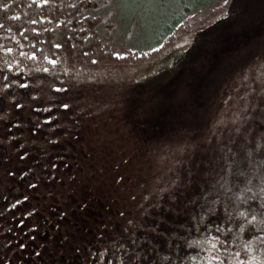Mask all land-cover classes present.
Wrapping results in <instances>:
<instances>
[{"label": "rangeland", "instance_id": "374dc122", "mask_svg": "<svg viewBox=\"0 0 264 264\" xmlns=\"http://www.w3.org/2000/svg\"><path fill=\"white\" fill-rule=\"evenodd\" d=\"M77 2L79 7L74 9L70 6L72 0H64L63 6L50 4L46 7L36 4L26 7V0L13 1L9 5L10 11H7L9 22L6 33H0L1 53L24 59L28 63L26 66L30 74L33 73L31 68L36 76L43 74V69L48 70L44 73L45 93L48 92L47 84L52 76L57 78L58 83L71 85L67 95L60 97L71 106L69 110H58L60 126L50 130L45 125L56 122H46L43 127L31 131V121L34 119L27 112L20 114V127L14 128L12 133L18 144L29 141L23 149L29 151L27 157L15 158L14 153L23 150L13 149V142H7L5 149L8 154L13 155V162L4 160L0 163V170L5 174L11 170L13 173L22 172L24 165H13L23 161L28 164L34 162V168L29 172L30 175L21 177L22 180L11 177V180L16 179L20 184L19 187H13L12 192L18 198L26 192L30 199L23 201L21 206L17 205L15 209L11 205L6 208L0 202V264H5V261H10L11 264L76 263V254L71 246L58 249V255L51 259L46 257L44 247L41 255L35 254V249L38 250L44 241L42 232L33 229V224L28 223L30 216L23 215L17 221L12 220L13 217L18 216L17 212L30 210L34 205L48 215L49 208L54 206L53 201H61L62 205L65 194L70 192L71 187L75 191L72 198L77 200L78 197L79 202L89 204L91 208L88 209V215H96L102 204L93 197V192L103 184L109 185L115 173L116 177L120 176L115 181L120 185L127 208L135 206L139 209L141 199L136 197L135 186L120 180L128 173V164L135 163L138 166L143 163L142 158L137 159L139 154H135V148H154L147 157L155 165L168 159L167 149L163 151L157 147L162 144L160 138L165 142L177 141L181 145L183 140L179 139V134H174L171 127L183 125V117L187 116V111L192 106L202 105L197 111V118L199 122L203 119L204 123L208 121L209 128L205 129L204 141L211 142L222 135V130L230 132L233 128V104H230V108L224 99L215 108L208 102L215 92L210 82L213 79H223L226 73L233 75V64H226L224 69L222 63L215 65L207 62V57H204L208 32L213 28L216 31L213 34L219 36L218 26L233 18L229 11L231 0L228 4H224V0H216L198 9L170 35L165 36L159 48L155 47L159 35L151 31L152 26L149 28L154 16L160 11L156 8L157 0L150 3L129 0L125 8L116 5L109 7L105 0H99V3L97 0ZM1 12L0 7V30L3 28ZM17 12L20 13L19 18L15 16ZM80 15L84 19H80ZM41 16L48 18L40 20ZM57 19L64 21L63 25L56 24ZM32 21L38 23L32 24ZM33 28H40L41 32H34ZM53 28L57 31L51 34L48 30ZM241 32L243 33L237 36L232 33L228 38L241 40L244 31ZM62 41V48L57 49L55 44ZM5 47H10L13 51L5 52ZM149 47L152 51H149ZM133 48L136 49V54H131ZM217 48L224 53L221 59L229 54L232 63V44L229 41L220 42L217 43ZM33 51L37 52L35 58L30 55ZM118 51L125 52V56L112 55ZM216 54L212 61H218L215 58L219 54ZM197 56H201V59L197 60ZM46 57L55 59L57 63L52 65ZM175 77L177 79L172 85ZM222 94L224 97L233 94V82L226 84ZM49 97L52 96L45 95V103L50 100ZM72 116H75L74 119L78 118L81 124L79 134L83 137L80 139L76 135L72 139L74 134L66 127V120ZM212 116L213 124L210 121ZM50 131H55L61 137L60 141L52 142ZM65 132L67 135H62ZM142 144L145 145L141 147ZM180 145L176 146V156L181 153ZM45 146L46 153L42 152ZM97 147L96 157L97 161L102 160L101 166L89 153L90 149ZM125 156L129 159L131 156L136 158L123 161ZM170 157L173 155L170 154ZM112 159L115 160L112 162ZM94 160V166L88 165ZM54 162L57 164L55 169H42L45 164L51 165ZM88 169L94 173L90 179L84 176ZM49 172L55 173L51 179ZM32 173L42 181L35 191L29 188ZM88 182L93 184L89 187L91 195L85 201L81 199V192L88 189ZM21 189L24 192H20ZM20 220L24 223L20 224ZM96 226L97 223L93 224V227ZM20 244H26L27 248L21 249ZM212 250L213 255L221 257L220 248ZM81 253L84 254L83 250ZM233 264L259 263L251 256H239L234 259Z\"/></svg>", "mask_w": 264, "mask_h": 264}, {"label": "trees", "instance_id": "16d2710c", "mask_svg": "<svg viewBox=\"0 0 264 264\" xmlns=\"http://www.w3.org/2000/svg\"><path fill=\"white\" fill-rule=\"evenodd\" d=\"M213 1L216 0H157L156 8L160 11L149 24L151 31L159 35L156 42L161 45L165 36ZM229 11L233 18L218 26L219 36L213 34L216 32L213 28L208 32L204 57L209 63H222L224 69L226 64H233V75L226 73L219 81L212 77L210 84L215 92L208 101L211 107L224 99L230 108L233 104L232 130H222V135L211 142L204 141L208 121L199 122L197 118L202 105L192 106L183 117V125L171 127L183 143L165 142L160 138L162 144L157 147L167 149L168 159L155 165L147 157L154 148H135V154H139L137 159L142 158L143 163L128 164V173L120 180L135 186L136 197L141 199L139 209L127 208L120 185L115 181L120 177H116V173L109 185L103 184L93 192V197L102 204L96 215H88L89 204L79 202L78 197L77 200L72 198L75 191L71 187L62 205L61 201H53L48 215L38 207L30 216L28 223L36 224V229L44 236L35 254L41 255L44 247L46 257L51 259L58 255V249L71 246L76 254L74 264H105L106 256L108 264H233L239 256H251L264 264V128L260 127L264 115L257 111L264 113V0H231ZM241 31H244L241 40L228 38L232 33L242 34ZM224 41L232 44V63L229 54L221 59L224 53L217 48V43ZM215 51L219 54L215 58L218 61H212L217 55ZM196 59L200 60L201 56ZM176 79L172 80V85ZM232 82L233 94L224 97L226 84ZM74 117L66 120V127L73 132L72 139L75 135L80 139L83 137L79 134L81 124ZM213 118L210 119L212 124ZM179 145L181 153L176 156L174 152ZM0 151L7 149L0 148ZM97 151L98 147L89 151L96 161ZM134 158L136 156L130 159L125 156L123 161ZM95 160L88 165L94 166ZM97 162L101 166L102 160ZM32 163L23 161L13 165H24L23 175L12 170L5 174L0 170L1 205L6 208L11 205L14 209L21 206L23 201L17 204L20 198L12 192L13 187L20 186L19 181L11 177L22 180L24 175H30L34 168ZM92 174L88 169L84 176L90 179ZM90 184L93 183L88 182V189L81 192V199L85 201L91 195ZM199 205H205L203 221L193 219L201 212ZM208 206L215 217L211 223L206 214ZM22 212H17L18 216L12 220L21 218ZM95 223L97 226L93 227ZM212 248H220L221 257L213 255Z\"/></svg>", "mask_w": 264, "mask_h": 264}, {"label": "snow or ice", "instance_id": "6c2138e0", "mask_svg": "<svg viewBox=\"0 0 264 264\" xmlns=\"http://www.w3.org/2000/svg\"><path fill=\"white\" fill-rule=\"evenodd\" d=\"M79 2H83V0H79ZM99 3V0H97ZM142 2H152V0H142ZM13 3V0H8L7 3H0V7L4 9H8L9 5ZM33 3L41 6V7H46L50 4L57 5V6H63L64 5V0H33ZM105 3L107 6L111 7L113 5L118 6L119 8H125L127 7L129 0H105ZM229 0H224V4H228ZM71 7L78 8L79 3L77 0H72V4L70 5ZM17 18H19L20 13L17 12L15 14ZM48 17L46 16H41L40 20H46ZM80 19H84L83 15H80ZM38 21H32V24H37ZM58 25H63L64 21H61L59 19L56 20L55 22ZM11 31V29H9ZM34 32L40 33L41 29L40 28H33ZM51 34H54L57 29L53 28L48 30ZM87 39V37H85ZM63 46V41L61 43H56L55 47L57 49L62 48ZM157 47L159 48L160 45L157 42ZM5 52L11 53L13 51L12 48L10 47H5L4 48ZM149 51H152V49L149 47ZM131 54H136V49L133 48V51ZM141 55L143 53H140ZM31 57L35 58L37 56V52L33 51L30 53ZM112 55H115L117 57H123L125 56V52L123 51H118V52H113ZM46 59L50 60V63L52 65H55L57 61L55 59H52L50 57H46ZM43 71L46 73L48 70L43 69ZM20 72L19 65L17 63L16 67L14 68L13 63H6L3 68H0V126H5L6 129H10L13 121H15L16 125L20 126L21 120L19 118L20 114L23 112L25 107H28L30 110H34L37 115H39L41 112L46 113L44 115L43 119L46 122H53L55 121L56 123H47L45 127H48L50 130L54 129L55 127L60 126L59 121H60V114H59V109H65L69 110L71 108L70 104L65 103L62 99H60L61 96H66L67 92L70 90L71 85L70 84H61L57 82V78L55 76L50 77V80L47 84L48 92L47 93H42V89L44 85H40L36 87L33 91H30L28 93H24V95H27L31 98L32 103L25 105L23 103V96L17 95L14 92V88H18L20 90L23 89H31L32 85L30 84V80H34L35 77H27L24 78L23 80L20 79L19 76H16L14 73ZM22 75V73H21ZM44 95H51L53 99L47 101V107H40V108H33L34 104H39L43 105L44 104ZM264 103V102H262ZM55 106V107H54ZM259 115H264V113H259ZM55 113V115L53 114ZM11 117V119H9ZM259 123V120H257ZM37 123L35 120L31 121V131H35L37 128ZM261 128H264V123L260 124ZM49 135L52 137V142H58L60 141L61 137L58 136L55 131H50ZM62 135H67V133H62ZM7 141H12V148L13 149H25V145L29 144V141H25L24 143H16V137H14L10 131H5L3 135H0V148H6V142ZM42 152L46 153L47 152V147L45 146L42 149ZM29 155V151L23 150V151H16L14 153L15 158L19 159L21 157H27ZM4 160L8 161V163L13 162V155L8 154L7 151L0 153V163H2ZM48 167H51L55 169L57 167V164L54 162L51 165L45 164L44 168L47 169ZM5 171H7V168L5 167ZM23 175V173H20ZM49 178H53L55 176L54 172H49L48 173ZM32 181L29 183V188L35 191L38 187V185L41 183L40 177H38L35 173H32ZM30 199L27 195H22L20 199L16 201L17 204H20L22 201H27ZM201 208V212L197 213L196 217H193V219L199 218L200 221H203L205 218V205H199ZM38 206H33L30 210H26L22 213L24 216H32L34 213L38 211ZM195 210V209H193ZM219 212L220 209H217ZM206 214L209 218V223H211V220L214 219L212 215V208L211 206L207 207ZM20 224H23L24 221L20 220ZM195 226V225H193ZM33 229L37 228L36 224L32 225ZM207 227V225H205ZM264 230V229H262ZM32 239H35V236H32ZM19 247L21 249L27 248L26 244H20ZM97 260H99V257L97 256ZM5 264H11L10 261H5ZM105 264H108L107 261V256L105 257Z\"/></svg>", "mask_w": 264, "mask_h": 264}, {"label": "flooded vegetation", "instance_id": "af4514ba", "mask_svg": "<svg viewBox=\"0 0 264 264\" xmlns=\"http://www.w3.org/2000/svg\"><path fill=\"white\" fill-rule=\"evenodd\" d=\"M13 1H16V0H13ZM27 1V4H26V7L27 6H30V5H35L33 3V0H26ZM8 0H0V3H7ZM2 8V7H1ZM7 11H10V8L8 9H4L2 8V12H1V15H2V22H1V25L3 26V28L0 30V33H6V27L8 25V15H7ZM7 16V17H6ZM24 59H17L11 55H5L3 53H1V50H0V68H3L4 65L6 63H13L14 64V68L16 67L17 63L19 65V68H20V72H16L14 73L15 75L19 76L21 80H23L26 76L27 77H35L34 80H30V84L32 85V88L31 89H23V90H20L18 88H14V92L17 94V95H20V96H23V103L25 105H28L30 103H32L31 101V98L27 95H24V93H28L30 91H33L36 87L40 86V85H44L43 89H42V93H45V78H46V74L44 75V71H43V74H40V75H34V70L33 68L32 71L33 73L30 74L28 71H27V66L28 63L27 62H24L23 61ZM22 73V75H21ZM48 81V79H47ZM45 83V84H44ZM0 87H2V85H0ZM49 99H53V97H49ZM61 99V98H60ZM44 101H45V95H44ZM47 106V103L44 102L43 105H39V104H34L33 105V108L36 109V108H40V107H46ZM55 107V106H54ZM29 114V116L31 118H33L34 120H36V123H37V127L40 128V127H43L42 125H44L46 123V121L43 119V112H41L39 115L36 114V112L34 110H30L28 107H25L22 114L26 113ZM20 117V116H19ZM11 119V117H10ZM38 121V122H37ZM13 125H11V128L10 129H6L5 126H0V135H3L4 132L7 130V131H10L11 134L13 135V131H14V128H18V126L16 125L15 121H13ZM43 123V124H42ZM20 127V126H19Z\"/></svg>", "mask_w": 264, "mask_h": 264}]
</instances>
